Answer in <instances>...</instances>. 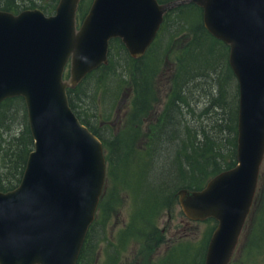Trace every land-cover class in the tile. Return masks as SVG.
Segmentation results:
<instances>
[{
	"label": "water",
	"instance_id": "obj_1",
	"mask_svg": "<svg viewBox=\"0 0 264 264\" xmlns=\"http://www.w3.org/2000/svg\"><path fill=\"white\" fill-rule=\"evenodd\" d=\"M58 0L54 14L0 10V104L20 97L33 140L20 184L0 191V264H76L106 177L101 141L81 124L67 91L108 64L118 39L141 58L171 10L193 4L228 47L238 84L236 165L200 190L179 189L193 222L213 219L204 264H230L250 214L264 159V0ZM68 67V78H64Z\"/></svg>",
	"mask_w": 264,
	"mask_h": 264
},
{
	"label": "rangeland",
	"instance_id": "obj_2",
	"mask_svg": "<svg viewBox=\"0 0 264 264\" xmlns=\"http://www.w3.org/2000/svg\"><path fill=\"white\" fill-rule=\"evenodd\" d=\"M50 1L44 0V3L48 5ZM92 1H81L82 10L77 14L79 25ZM167 1L160 0L162 3ZM197 9L195 8L199 12V20L202 24V11ZM54 10L50 15L54 14ZM195 20H198V14L194 15L191 9L181 8L171 12L166 17V22L154 43L140 58L146 70L156 66L154 78H157L154 83L156 82L159 87V94L152 100L155 101L157 112L160 111L165 93L169 90L171 76L176 68V58L183 54L182 51L187 48L192 31L195 32L193 30ZM210 42L205 44L202 50L196 49L195 53H191L189 59L193 60L198 53L195 69L201 65L199 61L205 59L202 62H206L205 65L207 62L211 63L210 67L208 66L209 75L211 79H215L213 69L216 68L219 75L224 72L223 68L228 67L230 70L228 47L224 46L226 51L224 52L222 48L218 49L213 46V42ZM211 47L214 48L210 49ZM112 51L115 60H118V66L111 65L101 73L99 82L93 79L86 81L75 93L81 97V100L76 101V114L99 131L104 141L112 134H116L120 139L118 143L120 146L116 152L104 145L106 177L101 204L99 203L97 207L95 221L84 250V258L81 259L80 264H204L207 244L216 222L188 220L174 196L168 205L163 202V197H169L172 191V195H175L179 190L164 189V193L159 194V189L165 185L159 174L163 171L166 174L172 172L177 174V147L172 150L167 142L163 145L162 155L159 157L157 154L158 158L153 159L154 162L149 167L143 166L144 161H150L152 156L144 152L141 154L140 149L152 145L146 134L151 128L150 122L155 120V117L149 116L151 120L140 128L141 131L134 127L130 131H125L124 128L121 130L130 111L133 91L130 79L128 81L125 78V73L121 69L124 61L121 60L123 55L120 48L114 47ZM220 55L222 57L225 55V59L223 60ZM68 72L67 67L65 79L68 78ZM230 74L233 75L231 70ZM197 83L198 81L195 82ZM205 89L213 96L217 95L216 91H213L215 87L206 85ZM221 92L226 101V106H223L222 110L228 113L231 104L238 109V84L234 75L230 78L229 85L223 84ZM187 96L191 102V97L195 96V93L191 92ZM196 96L203 103L201 102L192 114L181 112L177 125L185 126V123L181 122L182 117L187 123L194 121L207 127L212 124L217 111L213 109L207 114L203 113V118H200L199 114L209 99L204 96L203 90H199ZM103 122H107L108 125L102 124ZM109 130L112 132L110 133ZM182 137L180 140L183 141L187 136L182 135ZM174 140L175 137L171 134L170 141ZM183 144L186 142L183 141ZM120 148L122 150L118 153ZM234 161L236 165V158ZM165 187L169 188L167 185ZM92 251L93 256L90 258ZM231 264H264V159L254 203Z\"/></svg>",
	"mask_w": 264,
	"mask_h": 264
},
{
	"label": "trees",
	"instance_id": "obj_3",
	"mask_svg": "<svg viewBox=\"0 0 264 264\" xmlns=\"http://www.w3.org/2000/svg\"><path fill=\"white\" fill-rule=\"evenodd\" d=\"M82 1V0H81ZM159 3L160 0H158ZM173 1V0H168ZM0 10L17 14L23 10L40 9L44 14L50 15L55 9L58 0H51L48 5L44 3V0H0ZM166 3V2H165ZM81 2L78 7V12L82 10ZM188 7V8H186ZM181 8L185 10L191 9L192 12L198 14V20L193 23V30L189 37V44L186 46L183 54L178 55L176 58V68L171 76V84L169 90L165 93V100L162 102V106L159 112H157L154 100L152 98L159 94V87L154 83V72L156 66H151L149 70L141 64L142 60L132 59L124 46L118 39L111 40L109 43L108 64L99 67L98 69L89 73L83 81L75 88L67 91V97L69 106L87 129L93 133L104 145L114 152L118 150L120 139L116 134L107 136V140L104 141L103 135L93 128L89 122L81 119L75 112L77 107V99L81 100V97L75 95L79 88L83 86L86 81L91 79L99 82L102 72L108 69L111 65L118 66V60H115L113 55V48L119 47L123 55L122 61L124 65L121 66L125 73V78L129 81L132 88V100L130 111L127 114L125 126L121 130H129L134 127L140 130L147 121H150L149 116L155 117V120L150 122V130L146 134L149 140L152 141V145L149 147H143L141 154H147L152 156L150 161L145 160L143 166L149 167L154 161L163 153V145L167 142L169 146L173 148L177 147L176 160L178 162V169L171 173L159 174L160 178L165 182L163 188L161 187L160 193H164V189H190L200 190L206 184V182L214 175L228 170L235 165V148H236V135H237V107L231 104V110L226 113L222 110L225 107L226 101L222 95L223 84L229 85L230 78L233 77L230 74L228 67L223 68L220 75L218 70L213 69L215 79H211L209 75V67L211 63L205 65L206 62H202L205 59L199 61L200 66L195 69V61L199 55L196 53L195 58L190 60V54L195 53V50H202V47L213 42V46L218 49L222 48L225 51L224 43L213 38L204 28L203 23H200L199 12L195 10L198 8L193 4H187L179 6L171 10L165 15L163 27L166 22V17L171 13ZM197 10H201L198 8ZM202 11V10H201ZM161 31V29H160ZM159 31V33H160ZM158 33V35H159ZM210 42V43H211ZM211 47L210 49L214 48ZM226 47V46H225ZM221 56V55H220ZM217 58V57H215ZM221 58L225 59V55ZM209 66V67H208ZM196 70V73H195ZM232 72V71H231ZM154 78V79H153ZM198 81L197 84L195 82ZM232 81V80H231ZM88 84V83H87ZM215 87L213 91H216L217 95L213 96L211 92L206 91L205 86ZM204 87V88H203ZM209 88V87H208ZM199 90H203L204 96L209 101L204 104V108L200 112V118H203V113L207 114L213 109L216 110V115L213 118L212 124L207 126L199 125L194 121L186 122L182 117L181 122L185 123V126L177 125L180 120L181 112L186 114H192L195 112V108L201 104L200 98L196 96ZM195 93V96L191 97V102L188 100L189 93ZM223 96V98H222ZM158 101L156 102V104ZM203 103V102H202ZM233 103V102H232ZM180 122V123H181ZM104 125H108L107 122ZM124 128V129H123ZM141 131V130H140ZM111 133L112 131L109 130ZM174 136L175 140L170 141V136ZM182 135L187 136L185 138L186 144H183ZM182 142V143H181ZM118 144V145H117ZM33 150V140L30 135V131L27 123V115L25 110L24 101L22 98L7 99L0 104V191L8 192L15 189L21 181L26 161L29 153ZM121 148L119 152H121ZM132 152V149L129 148ZM171 150V149H170ZM144 152V153H143ZM147 171V170H146ZM151 185V184H150ZM169 186L166 188L165 186ZM173 193V191H172ZM172 193L166 198L163 197L165 204H169L172 201ZM158 194V195H159ZM162 202V203H163ZM212 221V219L206 220ZM92 226L89 229L87 237L81 248L77 264H80L81 259L84 258V250L86 248L87 240L90 234ZM142 234V232H141ZM143 235V234H142ZM94 249V248H93ZM84 252V253H83ZM93 256V251L90 258Z\"/></svg>",
	"mask_w": 264,
	"mask_h": 264
},
{
	"label": "flooded vegetation",
	"instance_id": "obj_4",
	"mask_svg": "<svg viewBox=\"0 0 264 264\" xmlns=\"http://www.w3.org/2000/svg\"><path fill=\"white\" fill-rule=\"evenodd\" d=\"M159 31H160V30H159ZM158 33H159V32H158ZM157 36H158V34H157ZM155 39H156V38H155ZM154 41H155V40H154ZM153 43H154V42H153ZM153 43H152V44H153ZM152 44H151V45H152ZM151 45H150V47H151ZM150 47H149V48H150ZM149 48H148V49H149ZM148 49H147V51H148ZM147 51H146V53H147ZM146 53H145V54H146ZM104 123H105V122H103L102 124H104ZM100 201H101V198H100ZM100 201H99V203L101 204V202H100ZM251 209H252V208H251ZM157 243H158V241H157ZM107 261L110 263V261H109V260H107ZM110 264H111V263H110Z\"/></svg>",
	"mask_w": 264,
	"mask_h": 264
}]
</instances>
